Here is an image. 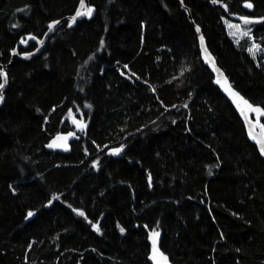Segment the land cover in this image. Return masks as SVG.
I'll use <instances>...</instances> for the list:
<instances>
[{
	"label": "trees",
	"instance_id": "obj_1",
	"mask_svg": "<svg viewBox=\"0 0 264 264\" xmlns=\"http://www.w3.org/2000/svg\"><path fill=\"white\" fill-rule=\"evenodd\" d=\"M137 1L169 41L144 43L142 22L128 20L119 0H90L94 18L65 22L41 53L6 68L0 176L16 172L37 186L26 207L0 194V264H153L154 231L163 264H264V158L214 85L179 1ZM184 1L233 85L264 107V58L247 51L251 37L264 48V0ZM79 2L0 0V62ZM225 18L251 36L235 43ZM102 59L104 94L94 103ZM130 79L148 89L136 107L120 102ZM57 135L68 137L65 148L48 147ZM201 143L215 159L204 162ZM125 181L147 217L133 215ZM160 190L176 202L155 205Z\"/></svg>",
	"mask_w": 264,
	"mask_h": 264
},
{
	"label": "rangeland",
	"instance_id": "obj_2",
	"mask_svg": "<svg viewBox=\"0 0 264 264\" xmlns=\"http://www.w3.org/2000/svg\"><path fill=\"white\" fill-rule=\"evenodd\" d=\"M119 5L121 12L128 20H140L142 22L144 43H160L164 38L168 41L170 40L159 20L154 16L149 15L137 0H119ZM224 24L229 36L237 44L240 43L246 36H251L250 30L243 28L236 20L225 18ZM229 25H235L236 27H229ZM251 38L252 41L248 45L247 51L259 62L264 58V48L254 39V37ZM107 69L108 64L105 59L98 62L94 68L95 80L89 91V96L94 103H99L104 94ZM147 93L148 89L146 87H143L134 79H130L127 84V92L120 99V102L126 107H136L144 101ZM63 137L66 138V141H68L67 136ZM199 153L204 162L213 160L216 157L214 151L211 149L209 150V148L203 143L200 145ZM0 182V194L8 195L14 201L24 205L25 207L30 204V193L37 186L35 179L22 180L16 172L2 174L0 176ZM123 183L128 185L131 192L130 194L133 197L132 204L129 206L133 215H143L144 217H147L145 215L147 213L146 208L138 209L137 206H135L134 199L136 197V187L134 183L131 181H125ZM166 193L162 190L157 193V199L154 200L155 205L158 201H175L169 194ZM186 196L187 194L182 196L181 199H184ZM152 234L153 232L151 233V240H153ZM156 239L157 237L155 240Z\"/></svg>",
	"mask_w": 264,
	"mask_h": 264
},
{
	"label": "water",
	"instance_id": "obj_3",
	"mask_svg": "<svg viewBox=\"0 0 264 264\" xmlns=\"http://www.w3.org/2000/svg\"><path fill=\"white\" fill-rule=\"evenodd\" d=\"M178 1L181 4V8L187 12L188 18L190 19L191 23L195 27L197 37H198V44H199L201 59L203 60L204 64L209 68L211 73L213 74L214 85H216L221 90V92L225 95V97L234 106V108L238 112L239 116L241 117V119L245 125L246 133H247L249 140L257 146V148L261 154L260 144L257 143V140L264 139V128H261V125H264V116H259V121L257 122L258 114L255 112H248L247 113V120H246L245 116L242 115V113H241V108H243L244 105L241 104V108H238L237 102L234 101V98L231 95H229V92L226 91L225 89L230 88L231 92L237 93L239 95V97H242L243 100H246L248 102V104H250L253 108L264 109V107L262 105H259V104H254L252 101H250L248 98H246L233 85L229 76L227 75L225 70L218 64V61H217L215 55L210 50V48L208 46L207 38L205 37V35L202 31V28L194 20V17L192 15V9L188 5H186L184 0H178ZM247 4H251V7H247L246 6ZM244 7L248 10H252L254 5L251 1H246L244 3ZM88 8L92 9L91 15L77 16L78 11L86 10ZM96 11H97L96 7L90 2V0H84V9H81V0H80L79 5H78V7L74 13L67 15V16H64V17H61V18H58V19H55V20H52L48 24V28L42 36H37L35 34H29L24 39L19 40L17 45L15 46V48L13 50H11V60L7 64L0 62V73L6 74V82H5V77L1 76V84H3L4 87L2 89H0V97H2V99H0V106H2L4 103V100H5V92L4 91L7 89L8 83H9V77H8V73H7L6 68L9 67L13 63V57H18V58L25 59V60L32 58L33 56L42 52L47 40L49 39V37L59 27H61L65 22H68L70 25L74 26L77 23V21L80 19H83V18L92 19V18H94L96 15ZM73 17H75V20H73ZM50 25H54V26L50 29V27H49ZM33 37H34V39H33ZM201 37H203V44L201 43ZM22 41H24V42L22 43ZM32 42L36 43V47L34 49L25 50L22 52L19 51V47H22L23 49H27ZM205 49H206V51H205ZM217 80H220V83H217ZM250 129L252 130L253 135L256 137V139H253L252 136L249 135ZM58 137H60V139H57ZM54 141L56 142V144L61 145L60 147H54L56 149L65 148V146L67 145V141L64 139L63 136H59V135L56 136L54 138L53 142ZM261 156L264 158V154H261ZM153 255H154V253H153ZM163 257L164 256L161 255V253L158 251V253L156 255V259L155 260L152 259L153 264H158V262H159V264H163L164 263Z\"/></svg>",
	"mask_w": 264,
	"mask_h": 264
},
{
	"label": "snow or ice",
	"instance_id": "obj_4",
	"mask_svg": "<svg viewBox=\"0 0 264 264\" xmlns=\"http://www.w3.org/2000/svg\"><path fill=\"white\" fill-rule=\"evenodd\" d=\"M213 2H217V0H213ZM247 7H251V4H247L246 5ZM81 9H84V0H81ZM91 12H92V9L91 8H88L86 10H82V11H78L77 12V16H83V15H91ZM73 20H75V17H73ZM244 22L247 24V23H250V21L248 19H244ZM54 25H50V29L53 27ZM229 27H236L235 25H229ZM34 39V37H33ZM24 41H22L23 43ZM201 43L203 44V37H201ZM206 51V49H205ZM251 51V49H250ZM0 76H4L5 77V82H6V74L4 73H0ZM217 83H220V80H217ZM4 87L3 84H0V89H2ZM226 91L229 92V95H231L233 98H234V101L237 102V107L238 108H241V104L244 105L243 108H241V113L242 115L245 116L246 120H247V113L248 112H255L258 114L257 116V122L259 121V116H264V109H259V108H253L250 104H248V102L246 100H243L242 97H239V95L237 93H233L230 91V88H226L225 89ZM0 99H2V97H0ZM90 107V106H89ZM75 122V121H74ZM250 123V122H249ZM83 127V126H81ZM261 128H264V125H261ZM71 135V134H69ZM249 135L252 136L253 139H256V137L253 135V132L252 130L250 129V132H249ZM57 139H60V137H58ZM66 139V138H64ZM257 143L260 144V151H261V154H264V139H260V140H257ZM61 145H58L56 144V142L54 141L52 144H49L48 147L52 148V147H60ZM121 151V149H116L112 154L113 155H116L118 154L119 152ZM79 215H84L83 212H80L78 213ZM29 216L32 215L31 212L28 213ZM94 227H96L94 225ZM96 230L99 231V228L96 227ZM121 231H123V229H121ZM153 252H154V255H153V259L155 260L156 259V255L158 253V249H156L155 247V238L159 236V233L158 232H153ZM162 255V254H161ZM163 260L166 262L167 258L166 257H163ZM159 264V262H158Z\"/></svg>",
	"mask_w": 264,
	"mask_h": 264
},
{
	"label": "bare ground",
	"instance_id": "obj_5",
	"mask_svg": "<svg viewBox=\"0 0 264 264\" xmlns=\"http://www.w3.org/2000/svg\"><path fill=\"white\" fill-rule=\"evenodd\" d=\"M252 11V10H251ZM229 76V75H228Z\"/></svg>",
	"mask_w": 264,
	"mask_h": 264
}]
</instances>
